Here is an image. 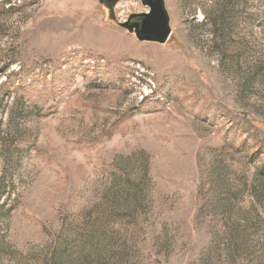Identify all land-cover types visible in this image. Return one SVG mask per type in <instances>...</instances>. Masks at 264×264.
Listing matches in <instances>:
<instances>
[{
    "label": "rangeland",
    "instance_id": "obj_1",
    "mask_svg": "<svg viewBox=\"0 0 264 264\" xmlns=\"http://www.w3.org/2000/svg\"><path fill=\"white\" fill-rule=\"evenodd\" d=\"M164 4L0 0V264H264V0Z\"/></svg>",
    "mask_w": 264,
    "mask_h": 264
},
{
    "label": "water",
    "instance_id": "obj_2",
    "mask_svg": "<svg viewBox=\"0 0 264 264\" xmlns=\"http://www.w3.org/2000/svg\"><path fill=\"white\" fill-rule=\"evenodd\" d=\"M148 6L149 11L142 13V17L134 25H128V21L115 20V16L109 19L115 24L133 34L139 41L165 43L171 34L169 16L165 8L164 0H141Z\"/></svg>",
    "mask_w": 264,
    "mask_h": 264
},
{
    "label": "flooded vegetation",
    "instance_id": "obj_3",
    "mask_svg": "<svg viewBox=\"0 0 264 264\" xmlns=\"http://www.w3.org/2000/svg\"><path fill=\"white\" fill-rule=\"evenodd\" d=\"M120 1H122V0H100V2L103 3V5L106 7L108 16H110L111 18H113L115 16L113 9H114L115 5ZM137 1H139L141 6H143V8L145 10L144 11H137V12H130L124 20V21H126V20L128 21V25L136 24L139 21V19L142 17V13H146L149 11L148 6L144 5L141 0H137Z\"/></svg>",
    "mask_w": 264,
    "mask_h": 264
},
{
    "label": "trees",
    "instance_id": "obj_4",
    "mask_svg": "<svg viewBox=\"0 0 264 264\" xmlns=\"http://www.w3.org/2000/svg\"><path fill=\"white\" fill-rule=\"evenodd\" d=\"M20 74H21V71L20 72L18 71V73H16L17 77H19V78H17L16 83H18L17 85H19V82H20V85L22 87H25L26 79H24V78L22 79V77L19 76Z\"/></svg>",
    "mask_w": 264,
    "mask_h": 264
}]
</instances>
